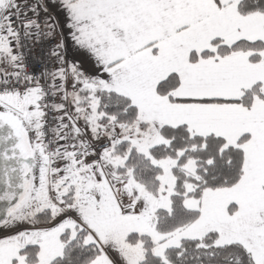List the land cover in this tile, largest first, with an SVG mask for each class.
<instances>
[{"label": "snow or ice", "instance_id": "obj_1", "mask_svg": "<svg viewBox=\"0 0 264 264\" xmlns=\"http://www.w3.org/2000/svg\"><path fill=\"white\" fill-rule=\"evenodd\" d=\"M0 264H264V0H0Z\"/></svg>", "mask_w": 264, "mask_h": 264}]
</instances>
